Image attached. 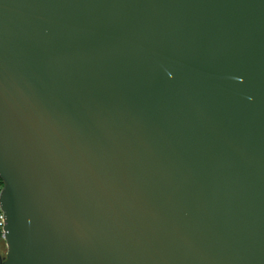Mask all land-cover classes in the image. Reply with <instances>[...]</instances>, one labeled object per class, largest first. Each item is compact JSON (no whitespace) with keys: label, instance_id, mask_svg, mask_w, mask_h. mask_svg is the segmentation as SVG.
Wrapping results in <instances>:
<instances>
[{"label":"water","instance_id":"1","mask_svg":"<svg viewBox=\"0 0 264 264\" xmlns=\"http://www.w3.org/2000/svg\"><path fill=\"white\" fill-rule=\"evenodd\" d=\"M0 264H264V0H0Z\"/></svg>","mask_w":264,"mask_h":264},{"label":"built area","instance_id":"2","mask_svg":"<svg viewBox=\"0 0 264 264\" xmlns=\"http://www.w3.org/2000/svg\"><path fill=\"white\" fill-rule=\"evenodd\" d=\"M1 189H2V181L0 179V192H1ZM3 216H4V214H3L1 207H0V242L4 243V245H5V241H4V237H3V234H4L3 226L5 225L4 220H3Z\"/></svg>","mask_w":264,"mask_h":264},{"label":"rangeland","instance_id":"3","mask_svg":"<svg viewBox=\"0 0 264 264\" xmlns=\"http://www.w3.org/2000/svg\"><path fill=\"white\" fill-rule=\"evenodd\" d=\"M5 251H6V247H5L4 243L0 242V253L2 255H5Z\"/></svg>","mask_w":264,"mask_h":264}]
</instances>
